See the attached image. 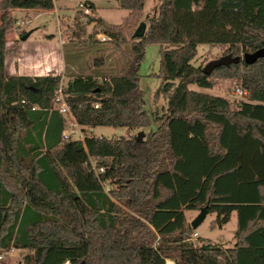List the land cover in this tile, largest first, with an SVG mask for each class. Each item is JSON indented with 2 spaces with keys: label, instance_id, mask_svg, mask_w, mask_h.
<instances>
[{
  "label": "trees",
  "instance_id": "1",
  "mask_svg": "<svg viewBox=\"0 0 264 264\" xmlns=\"http://www.w3.org/2000/svg\"><path fill=\"white\" fill-rule=\"evenodd\" d=\"M116 1L128 11L121 24L99 18L89 1L84 24L108 38L122 66L62 86L59 75L4 70L7 11L51 10L54 0H0V250H25L22 264H264V0H160L147 19L145 0ZM142 20L145 33L134 37ZM147 44L174 45L160 50V124L140 139L93 134L150 125L139 87ZM199 44L224 46L219 58L232 61L204 74L191 63ZM225 80L242 86L246 100L234 105L189 88ZM60 87L87 129L82 140L62 138L65 115L53 104ZM202 207L214 214L212 227L235 215L233 246L193 242L185 211Z\"/></svg>",
  "mask_w": 264,
  "mask_h": 264
},
{
  "label": "rangeland",
  "instance_id": "2",
  "mask_svg": "<svg viewBox=\"0 0 264 264\" xmlns=\"http://www.w3.org/2000/svg\"><path fill=\"white\" fill-rule=\"evenodd\" d=\"M77 1L60 2L58 14L55 9L53 12L37 9H13V11L9 9L7 11L12 19V24L6 35L9 63L13 62L18 54L23 59L22 62H19L21 67L16 70L17 73L31 77L58 75L57 69L62 64V58L64 64L59 76L61 78L60 85L65 86L73 75H88L93 71L108 74L122 66L120 52L113 48L112 44L107 41L108 38L104 35L106 41L100 40L98 34L102 33L98 31L93 34V25L84 24L86 21L81 20L83 14L76 4ZM85 1L93 3L96 7L95 14L111 25L121 24L128 14L127 10L119 7L116 0H81L80 3ZM159 4L160 0H145L143 18L147 19L156 15ZM24 35L27 36L22 39ZM89 35H93V39L101 42L94 44L84 42ZM172 47H174L172 44H147L145 46L144 57L139 68V87L144 92V110L151 120L150 125L144 128L95 127L94 134L106 138L124 136L140 139L144 138L150 131L157 129L160 124V117L166 111V98L162 94L157 98L155 97V93L161 84V78L158 74L160 50ZM223 51L224 46L212 47L208 44H199L197 45V55L191 63L194 66L201 65L204 67L209 61L222 56ZM29 55L33 57V61L27 60L26 57ZM96 61H101V65L95 64ZM58 63L60 64L58 65ZM236 85V82L225 80L211 89H202L194 84L189 85V88L225 97L235 105L246 100V96L239 97L234 94ZM54 107H58V104H55ZM83 130L73 126L71 117L65 115L64 134L72 138H83L87 129L83 128ZM198 212L199 210L185 211L188 221L190 222ZM214 217V214L206 215L205 219L195 229L198 235L192 236L193 242L197 243L198 238H204L223 246L231 244L236 229L235 215L233 214L222 228L211 226ZM25 254V250L15 248L0 250L1 260L4 264H22ZM166 263L173 264V261L166 259Z\"/></svg>",
  "mask_w": 264,
  "mask_h": 264
},
{
  "label": "built area",
  "instance_id": "3",
  "mask_svg": "<svg viewBox=\"0 0 264 264\" xmlns=\"http://www.w3.org/2000/svg\"><path fill=\"white\" fill-rule=\"evenodd\" d=\"M78 6L80 8V10L82 11V18L81 20L82 21H86L88 16H91V10L84 4V3H78ZM99 36V39L104 41L106 40V37L102 34H98ZM234 94L239 96V97H243L246 95V91L242 88V86L240 85H236L234 87ZM24 102V101H22ZM53 104H58V111L63 114V115H69L72 119V125L73 126H77V123L75 122L73 116L71 115L70 113V110L67 106V104L65 103L64 99H63V96H62V93H61V87L56 91L55 93V98H54V101H53ZM35 107H32V109H34ZM62 138L65 139V140H69V139H80L82 140L83 138H72L70 136H67L66 134H62ZM97 160L98 158L96 156H88V163L90 164L91 166V169L95 172V173H100L103 171V167L102 166H97ZM198 235V233L194 230L193 233H192V236L193 237H196ZM2 259V256L0 255V260Z\"/></svg>",
  "mask_w": 264,
  "mask_h": 264
},
{
  "label": "water",
  "instance_id": "4",
  "mask_svg": "<svg viewBox=\"0 0 264 264\" xmlns=\"http://www.w3.org/2000/svg\"><path fill=\"white\" fill-rule=\"evenodd\" d=\"M146 30V24L144 21L139 22L138 26L136 27V29L133 32V36L134 37H142L145 33ZM27 35H24L22 37V39H25ZM263 54L262 50L256 51L254 53H247L244 55V59L246 61H252L256 58H258L259 56H261ZM232 59L229 57H221L219 59H215L212 61H209L202 69L204 74H210V72L220 66V65H225L228 64L229 62H231ZM207 215V209L206 207H202L198 214L190 221V226L193 230H195L198 225L205 219Z\"/></svg>",
  "mask_w": 264,
  "mask_h": 264
},
{
  "label": "crops",
  "instance_id": "5",
  "mask_svg": "<svg viewBox=\"0 0 264 264\" xmlns=\"http://www.w3.org/2000/svg\"><path fill=\"white\" fill-rule=\"evenodd\" d=\"M66 2V0H54V6H53V9H51V10H41V11H44V12H48V11H54V9H55V12L58 14V10H59V8H60V6H61V4H60V2ZM81 2V0H78L77 1V3L76 4H78V3H80ZM57 4H60L59 6L57 5ZM75 4V5H76ZM12 11H13V9H11ZM36 10V9H35ZM21 55H17V57H15V60L13 61V62H11V63H9V58H8V55L5 57V62H4V70H5V73L6 74H8V75H15V76H17V75H20L21 73H17L16 72V70L17 69H19L21 66H20V63L19 62H22L23 61V59H21V57H20ZM27 58V60H31V61H33L34 59H33V57L31 56V55H29V56H27L26 57ZM19 60H21V61H19ZM61 61H62V64H60V63H58V65L60 64V68L59 69H57L58 71H57V73H58V75H59V73L61 74V72H62V70H63V60H62V58H61ZM16 64V65H15ZM54 75V74H53ZM93 134H94V128H91V129H89ZM96 135V134H95ZM97 136H102V135H97ZM233 244H234V237H233V240H232V242H231V244L230 245H227V246H233ZM227 246H225V247H227Z\"/></svg>",
  "mask_w": 264,
  "mask_h": 264
}]
</instances>
